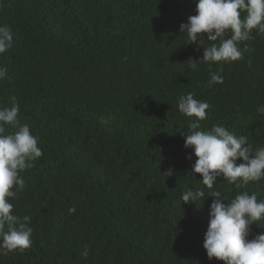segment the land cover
Returning <instances> with one entry per match:
<instances>
[{
	"label": "trees",
	"instance_id": "16d2710c",
	"mask_svg": "<svg viewBox=\"0 0 264 264\" xmlns=\"http://www.w3.org/2000/svg\"><path fill=\"white\" fill-rule=\"evenodd\" d=\"M195 8V0H0V24L13 32L0 55L8 70L0 108L17 97L19 124L43 152L10 201L13 214L30 217L32 244L0 264H223L202 247L213 198L199 208L181 200L204 186L180 135L196 118L178 111V97L210 105L198 130L224 126L255 155L264 147V33L253 30L240 44L250 51L222 63L223 83L209 88L219 66L191 70L203 46L179 31ZM216 182L226 202L241 192L264 201V179ZM262 232L252 224L248 239Z\"/></svg>",
	"mask_w": 264,
	"mask_h": 264
},
{
	"label": "clouds",
	"instance_id": "9594fccd",
	"mask_svg": "<svg viewBox=\"0 0 264 264\" xmlns=\"http://www.w3.org/2000/svg\"><path fill=\"white\" fill-rule=\"evenodd\" d=\"M196 14L187 23L179 26V31L187 36L188 43L203 46V57L198 61H187L191 70L198 63L218 65L217 72L210 73L207 87L222 84L224 77L222 63H230L244 58L250 51L241 42L253 39V30L264 33V0H195ZM243 14V18H242ZM206 35V40H205ZM13 46V32L8 24H0V55ZM7 68L0 67V81L8 79ZM178 111L186 117H195L187 132H181L184 148L192 149L195 162L191 173L199 174L203 188L184 191L181 200L197 202L207 197L213 200L209 206L208 227L203 238V249L209 260L215 258L223 264H264V232L248 239L249 226L256 224L264 229V201L257 195L241 192L230 202H226L219 191L212 190L218 177L228 184L240 187L264 179V147L255 155L246 136H236L224 126L213 125L210 130L200 129V121L205 120L210 108L207 101H199L192 93L178 97ZM19 103L17 97H10V106L0 108V255L24 251L32 244L33 229L30 217L13 214L11 200L23 191L25 181L20 173L34 167V162L43 155L38 147V138L31 134L27 124L18 120ZM18 126V127H17ZM17 128L10 134L6 130ZM191 158V157H189ZM237 160L242 161L237 164ZM172 169L162 175L170 177ZM239 181V182H238ZM211 190V191H209ZM76 208L69 209V213ZM84 255H87L85 251Z\"/></svg>",
	"mask_w": 264,
	"mask_h": 264
}]
</instances>
